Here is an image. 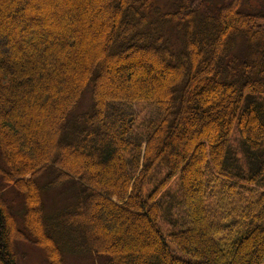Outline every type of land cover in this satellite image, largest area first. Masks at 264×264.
<instances>
[{"label": "trees", "instance_id": "16d2710c", "mask_svg": "<svg viewBox=\"0 0 264 264\" xmlns=\"http://www.w3.org/2000/svg\"><path fill=\"white\" fill-rule=\"evenodd\" d=\"M255 1L0 0V264H18L23 244L45 264H261ZM119 102L156 119L109 125Z\"/></svg>", "mask_w": 264, "mask_h": 264}, {"label": "rangeland", "instance_id": "374dc122", "mask_svg": "<svg viewBox=\"0 0 264 264\" xmlns=\"http://www.w3.org/2000/svg\"><path fill=\"white\" fill-rule=\"evenodd\" d=\"M252 4L257 5V2L255 0H250ZM90 87H88L83 95L81 100L79 101L78 108L77 110L82 107L83 109H90L91 105V95H90ZM89 94V105L88 104V96ZM87 106V108H86ZM89 107V108H88ZM111 111V116L108 117L107 121L108 124L110 125L112 122H124L127 125L132 126L133 130H137L135 125H137L140 122H143L144 124L142 126H146V119L152 115L153 119H156V111L153 107H151L149 104L146 103H114L112 104V107L109 108ZM115 109V110H114ZM143 129V127H142ZM141 130V129H140ZM237 131L236 128L234 127L232 132H231V142L235 147H238V140L236 138ZM238 149V148H237ZM156 178H160L164 176L165 171L162 168H157L156 169ZM59 190L58 189H49L47 191H44L42 197H43V203H44V209L45 211L49 214L54 212L58 207L61 208L60 206L61 201L60 197L58 196ZM7 197L10 200V203L12 208L16 213L20 211V205H19V200L16 198V195L13 193V191L9 190L7 191ZM13 200V201H12ZM15 200V201H14ZM162 221L159 220V224L161 226ZM161 230L163 233L165 232V229L161 226ZM170 244V248L173 252V254L177 257H184L186 256L182 255L177 248L172 244ZM17 255H18V264H45L44 257L42 254L32 248L30 245L23 244V245H18L16 248ZM87 260V259H86ZM65 264H89V262H85L82 257H72L68 258L65 260ZM261 264H264V257L261 261Z\"/></svg>", "mask_w": 264, "mask_h": 264}]
</instances>
